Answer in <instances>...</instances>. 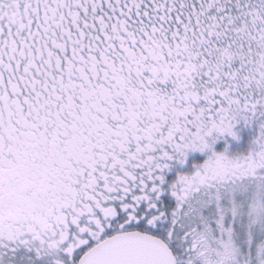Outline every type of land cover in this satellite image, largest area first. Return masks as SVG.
Returning <instances> with one entry per match:
<instances>
[{
	"label": "snow or ice",
	"instance_id": "obj_1",
	"mask_svg": "<svg viewBox=\"0 0 264 264\" xmlns=\"http://www.w3.org/2000/svg\"><path fill=\"white\" fill-rule=\"evenodd\" d=\"M0 264H264V0H0Z\"/></svg>",
	"mask_w": 264,
	"mask_h": 264
}]
</instances>
